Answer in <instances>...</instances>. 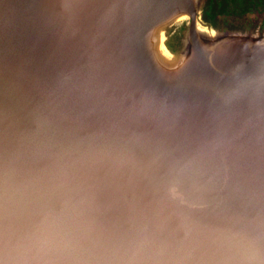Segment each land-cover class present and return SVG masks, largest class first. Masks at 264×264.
Segmentation results:
<instances>
[{
  "label": "water",
  "instance_id": "obj_1",
  "mask_svg": "<svg viewBox=\"0 0 264 264\" xmlns=\"http://www.w3.org/2000/svg\"><path fill=\"white\" fill-rule=\"evenodd\" d=\"M197 13L0 0V264H264V33Z\"/></svg>",
  "mask_w": 264,
  "mask_h": 264
},
{
  "label": "rangeland",
  "instance_id": "obj_2",
  "mask_svg": "<svg viewBox=\"0 0 264 264\" xmlns=\"http://www.w3.org/2000/svg\"><path fill=\"white\" fill-rule=\"evenodd\" d=\"M194 1L196 3L197 11H198L196 28H197L199 39L202 40L203 38L206 39L207 37L208 40L216 41V37H218V32L222 31V28L220 29L221 26H219V21H218L219 19L216 15L217 5L219 3H222V0H194ZM225 1L228 4L227 10H230L232 6L234 5V1L232 0H225ZM257 19L258 18L255 14L244 15L238 18L239 21L245 23L246 25H249L250 23H252L254 20H257ZM231 20H234V19L231 18ZM186 21H187V18L185 16H180L178 19H172V20L167 21L163 29L165 30V32L162 33L163 36L161 37V42L164 43V45H166V43L169 42L168 40L169 35L167 32L170 31L171 32L170 34L175 33L181 25L186 24ZM259 30L260 29H257V31ZM261 30L263 31L262 33H264V28H261ZM229 31L239 32L241 30L234 29L233 27V29H229ZM241 32H244V31H241ZM175 44L176 42L175 43L172 42L173 46ZM168 59L171 60L170 57H168Z\"/></svg>",
  "mask_w": 264,
  "mask_h": 264
},
{
  "label": "flooded vegetation",
  "instance_id": "obj_3",
  "mask_svg": "<svg viewBox=\"0 0 264 264\" xmlns=\"http://www.w3.org/2000/svg\"><path fill=\"white\" fill-rule=\"evenodd\" d=\"M241 12L231 13V14H216L219 21V26L222 29H240L242 30H252L254 33H262L261 28H264V0H232ZM240 1V2H239ZM228 6V4H226ZM238 9L235 11H238ZM255 14L257 20H254L249 25L238 20V18L244 15ZM233 18L234 20H231ZM233 21V22H231ZM245 24V25H243ZM257 29H260L257 31Z\"/></svg>",
  "mask_w": 264,
  "mask_h": 264
},
{
  "label": "trees",
  "instance_id": "obj_4",
  "mask_svg": "<svg viewBox=\"0 0 264 264\" xmlns=\"http://www.w3.org/2000/svg\"><path fill=\"white\" fill-rule=\"evenodd\" d=\"M226 4H227L226 1L222 0V3H219L217 5L216 13L217 14H231V13L241 12V10L238 9V5L236 6L235 4L232 6V8L230 10H227V5ZM235 9L236 10L238 9V11H235ZM184 30H185V25H181L175 33L170 34L171 33L170 31L167 32L168 35H169V39H168L169 42L166 43V46L172 53H175L176 50L179 48V46L181 44V39L183 37V31ZM225 30H228V29H222V31H225ZM237 30L246 31V32H252V30H242V28L237 29ZM172 42H174V43L176 42V44L174 46H171Z\"/></svg>",
  "mask_w": 264,
  "mask_h": 264
},
{
  "label": "bare ground",
  "instance_id": "obj_5",
  "mask_svg": "<svg viewBox=\"0 0 264 264\" xmlns=\"http://www.w3.org/2000/svg\"><path fill=\"white\" fill-rule=\"evenodd\" d=\"M158 41H159L158 39H155V40L152 41L153 42V46H154L153 47V52L156 55V58H159L161 60H168V55L166 53V50L161 45H159V43H157Z\"/></svg>",
  "mask_w": 264,
  "mask_h": 264
}]
</instances>
